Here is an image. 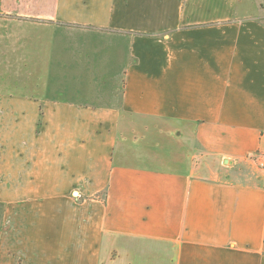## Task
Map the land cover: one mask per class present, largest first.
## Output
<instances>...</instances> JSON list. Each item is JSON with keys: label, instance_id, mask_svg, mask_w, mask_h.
Instances as JSON below:
<instances>
[{"label": "crops", "instance_id": "crops-1", "mask_svg": "<svg viewBox=\"0 0 264 264\" xmlns=\"http://www.w3.org/2000/svg\"><path fill=\"white\" fill-rule=\"evenodd\" d=\"M258 1L0 3L36 28L33 73L83 85L0 101V198L34 208L22 264H264Z\"/></svg>", "mask_w": 264, "mask_h": 264}, {"label": "rangeland", "instance_id": "rangeland-1", "mask_svg": "<svg viewBox=\"0 0 264 264\" xmlns=\"http://www.w3.org/2000/svg\"><path fill=\"white\" fill-rule=\"evenodd\" d=\"M22 1L29 2L30 0ZM1 2L12 4L15 0H0ZM14 12L13 10L10 11L12 15ZM32 27L30 23L22 21L18 17L0 15V101L23 97L29 102L37 100L42 102L44 98H47L49 93L63 99L82 98L79 94L70 96L67 92L64 93L63 91L58 92L62 94L55 93L56 88L64 89V87H69V85L75 88V90H81L83 88L82 83H80L81 75H63L62 73L44 75L33 73V65L31 63V32H35L34 29L36 28L35 26L34 28ZM42 35L45 34L42 32ZM32 44L41 45L42 42ZM117 81L118 86H120L121 74L118 75ZM90 93L89 91L88 96H91ZM89 98L86 97L84 99L90 100ZM93 100L95 98L90 101ZM2 108L6 107H0V110ZM6 113H9L7 112V108ZM0 115L1 118L9 116L3 115L2 112H0ZM5 124L8 125V128L3 129L4 132L1 133L0 148H3L5 152H9L13 151L14 128L11 127V124L13 125L14 123L5 121ZM151 130H154V126H151ZM151 141L152 144H160V146L167 143L166 146L171 149H175L179 143L170 144L160 139H151ZM0 190L4 191V187H0ZM8 194L13 199V188L10 189ZM32 209L34 208L31 207V203H23L22 205V203H15L14 200L4 202L0 198V264H17L18 261V264H22V259L25 256L28 257V252L24 246L25 244L27 246L30 244L28 241L31 235L30 222L32 219L30 214L34 212ZM114 256L116 258L117 253Z\"/></svg>", "mask_w": 264, "mask_h": 264}, {"label": "built area", "instance_id": "built-area-1", "mask_svg": "<svg viewBox=\"0 0 264 264\" xmlns=\"http://www.w3.org/2000/svg\"><path fill=\"white\" fill-rule=\"evenodd\" d=\"M255 163L258 165V167L262 170H264V152H258L254 156Z\"/></svg>", "mask_w": 264, "mask_h": 264}]
</instances>
